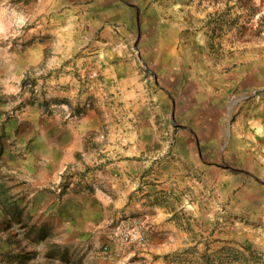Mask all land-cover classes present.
Listing matches in <instances>:
<instances>
[{
    "label": "rangeland",
    "instance_id": "rangeland-1",
    "mask_svg": "<svg viewBox=\"0 0 264 264\" xmlns=\"http://www.w3.org/2000/svg\"><path fill=\"white\" fill-rule=\"evenodd\" d=\"M0 264H264V0H0Z\"/></svg>",
    "mask_w": 264,
    "mask_h": 264
},
{
    "label": "built area",
    "instance_id": "built-area-1",
    "mask_svg": "<svg viewBox=\"0 0 264 264\" xmlns=\"http://www.w3.org/2000/svg\"><path fill=\"white\" fill-rule=\"evenodd\" d=\"M129 237V233L126 232L125 234H121L120 236L115 234V236H112V240L114 244L122 245L125 241L129 239ZM113 250H115V248L113 249V247H110L109 245L103 246V252L107 254H110Z\"/></svg>",
    "mask_w": 264,
    "mask_h": 264
},
{
    "label": "crops",
    "instance_id": "crops-1",
    "mask_svg": "<svg viewBox=\"0 0 264 264\" xmlns=\"http://www.w3.org/2000/svg\"><path fill=\"white\" fill-rule=\"evenodd\" d=\"M84 207V206H83ZM94 227V226H93ZM89 229H92L91 227Z\"/></svg>",
    "mask_w": 264,
    "mask_h": 264
}]
</instances>
